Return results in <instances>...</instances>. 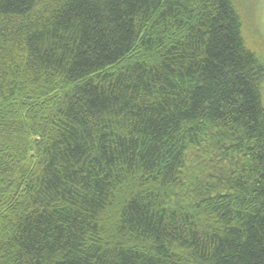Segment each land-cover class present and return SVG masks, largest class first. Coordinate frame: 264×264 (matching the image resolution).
I'll use <instances>...</instances> for the list:
<instances>
[{"label":"trees","instance_id":"16d2710c","mask_svg":"<svg viewBox=\"0 0 264 264\" xmlns=\"http://www.w3.org/2000/svg\"><path fill=\"white\" fill-rule=\"evenodd\" d=\"M0 264H264L240 0H0Z\"/></svg>","mask_w":264,"mask_h":264},{"label":"rangeland","instance_id":"374dc122","mask_svg":"<svg viewBox=\"0 0 264 264\" xmlns=\"http://www.w3.org/2000/svg\"><path fill=\"white\" fill-rule=\"evenodd\" d=\"M248 42L255 48H264V0H240Z\"/></svg>","mask_w":264,"mask_h":264}]
</instances>
